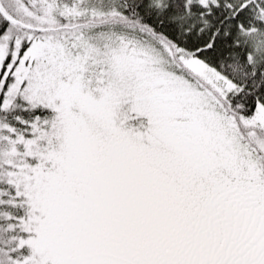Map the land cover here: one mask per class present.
Listing matches in <instances>:
<instances>
[{
	"label": "snow or ice",
	"instance_id": "1",
	"mask_svg": "<svg viewBox=\"0 0 264 264\" xmlns=\"http://www.w3.org/2000/svg\"><path fill=\"white\" fill-rule=\"evenodd\" d=\"M0 264H264V0H0Z\"/></svg>",
	"mask_w": 264,
	"mask_h": 264
}]
</instances>
